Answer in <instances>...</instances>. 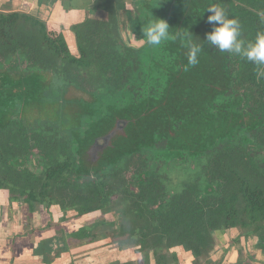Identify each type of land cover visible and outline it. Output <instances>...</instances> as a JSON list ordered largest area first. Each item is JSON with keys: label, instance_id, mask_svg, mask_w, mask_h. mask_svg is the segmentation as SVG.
<instances>
[{"label": "trees", "instance_id": "obj_1", "mask_svg": "<svg viewBox=\"0 0 264 264\" xmlns=\"http://www.w3.org/2000/svg\"><path fill=\"white\" fill-rule=\"evenodd\" d=\"M211 1L209 6L219 3L230 18L240 21L246 42L264 32V0ZM117 4L93 0L89 17L70 28L78 57L70 54L62 34L48 32L37 14L0 13V70L45 72L59 82V91L69 86L91 91L97 101L95 120L105 119L93 127L92 136L105 135L118 118L127 121L124 153L92 170L83 167L73 138L56 121L35 119L27 124L13 114L0 127V194L5 193L9 203L25 205L29 214L39 206H59L64 214L95 219L62 234L56 241L59 252L52 255L53 243L46 241L35 255L49 264L69 242L110 238L119 250L139 253L142 264L151 257L155 264H178L172 252L176 248L191 264H220L211 258L215 233L236 230L233 243L255 239L256 250L264 257V77L257 76L258 66L235 55L230 69L234 75L229 74L226 90L212 99V90H207L210 102L202 104L197 91L215 80L201 83V62L175 63L165 49L176 41L172 33L159 46L127 45ZM170 8L188 12L180 24L189 31L183 45L186 53L189 42L201 40V0H171ZM174 99L179 106L163 111L161 104ZM233 100L237 104L225 111L248 114L259 123L220 136L221 125L216 128L218 123L212 121L216 135L208 139L209 127L201 130L203 110L215 120L218 105ZM154 104L157 112H149ZM86 128L83 122L80 131ZM174 137L180 144L181 139L187 142L184 148L173 147ZM146 138L150 144L138 142ZM199 145L200 150L191 153ZM172 173L184 179L178 190L166 188ZM154 181L161 191L148 189ZM106 215L114 220L101 218ZM243 253L236 264H254L247 248L241 249Z\"/></svg>", "mask_w": 264, "mask_h": 264}, {"label": "crops", "instance_id": "obj_2", "mask_svg": "<svg viewBox=\"0 0 264 264\" xmlns=\"http://www.w3.org/2000/svg\"><path fill=\"white\" fill-rule=\"evenodd\" d=\"M93 0H0V13L27 12L36 13L44 20L49 33L62 34L71 54L77 55L75 37L70 31L74 25L81 24L89 17ZM108 216H101L109 220ZM89 216L77 217L74 212L64 214L59 206L46 208L39 206L29 214L27 207L19 203H9L5 193L0 194V264H45L42 255L34 251L42 242H52L51 254L59 252L56 241L62 234H70L92 222ZM216 246L211 254L220 264H236L246 254L240 255L241 249L247 248L243 238L233 243L238 233L236 230L215 233ZM51 243V244H52ZM254 264H264V257L256 250V240L251 239ZM61 244H59L60 246ZM61 247V246H60ZM248 250V248H247ZM172 252L178 257V264H191L190 258L179 249ZM250 253V251L248 250ZM259 255V258L256 256ZM55 257V256H53ZM142 264V257L133 250H119L110 238L93 243L69 245L65 251L49 264ZM148 264H155L153 257Z\"/></svg>", "mask_w": 264, "mask_h": 264}, {"label": "flooded vegetation", "instance_id": "obj_3", "mask_svg": "<svg viewBox=\"0 0 264 264\" xmlns=\"http://www.w3.org/2000/svg\"><path fill=\"white\" fill-rule=\"evenodd\" d=\"M132 4H126L123 3L122 5H118V21L120 24V30L121 35L123 38V41L134 48H144L147 43L146 41V25L149 21L155 20V18L164 19L168 22L170 26V33L174 34L179 32L182 36H184V39L181 40L180 38L175 36V42H170L165 46V49L168 51V56H174L173 58L174 62L179 64L180 66H183V61H188V50L186 53L183 51V45L186 43L189 39V31L180 28L181 21H183V18H185L188 15L187 11H181L179 13H175L172 8H170L171 0H130ZM179 2V0H178ZM211 2L217 3L216 0H212ZM118 3V2H117ZM237 4V3H235ZM209 7L208 0H201V40L198 39V44L203 45V51L201 52L199 56L200 63V81L201 83L206 81V79L211 78L212 81H214L213 85H206L201 86V88L197 91L198 95L200 96V100L202 104L210 102V99L207 100L208 91L212 90V98H214L216 95L223 93L226 90V84L227 81L230 78L229 74L230 69L232 68V65L234 64V56L233 54H230L228 52H221L218 48L214 46H208V43L206 41H203L205 38V34L210 32L213 28V25L209 24L207 22V17L210 15V13L207 11V8ZM252 10L251 8H249ZM175 22H178V27L175 28ZM200 29L198 30V32ZM53 35V34H52ZM56 36V35H54ZM200 40V41H199ZM76 43V41H75ZM68 47V46H67ZM210 47L212 50H210ZM174 48V49H172ZM208 48V49H207ZM77 49V46H76ZM69 50V49H68ZM70 52V51H69ZM71 54V53H70ZM73 57H78V50L77 55L71 54ZM177 57V58H176ZM178 59V60H177ZM13 69V67H10L9 70H3L8 74H13L14 72L20 71L21 73L25 75H30L33 73H37V75H43V77L46 78L45 86H44V97L43 102L44 104H57L58 105V117L56 119H49L45 117H35L32 116L30 118H22V120L30 124L35 119L40 120H47V121H56L59 123V126L62 130H67L69 135L73 138V150L74 153L77 155L79 160L81 161V164L84 168L89 169H96L98 167L106 165L110 158H112V155H115V153L119 152V155L124 153V148L126 147L125 141L129 139V137L126 135V126L127 121L124 119H120L119 126L123 127L122 132L119 135L114 136L111 143L106 145V137L107 133L112 130L110 129L105 135L98 134L97 136H92L93 127L99 126V124L103 123L105 119H99L95 120V117L98 114V111L95 107L97 104L95 97L92 95L91 91H86L83 89L75 88L74 86H69L63 91H59V82L57 80L52 79V76H50L48 73L45 72H36V71H29L25 72L22 71V69ZM181 72V71H179ZM234 74L231 73V76ZM73 90L77 96L78 99L74 101H69L65 98L66 94L69 93V91ZM216 94V95H215ZM90 97V100L88 98ZM54 98V99H51ZM57 98V100L55 99ZM89 101V102H88ZM19 100L15 101L16 104H18ZM158 101H153V103H156ZM20 103V102H19ZM171 104V102L164 101L161 106L163 107V111L168 110L167 105ZM239 103V102H238ZM72 104L82 105L86 104L88 107V110H90L86 114H81L78 117V125H70L69 122V115L72 114L70 112L69 108L71 106H74ZM211 104V103H210ZM237 102L235 100L229 102L226 105H218L219 113H218V119L215 120L212 118L209 112H205L203 110L204 114L203 119L201 120V130H204L205 127H209V138L212 139L213 136H215V129L218 128L222 124L223 118L228 117H240V116H248L252 119H255L251 117L248 114L245 113H236L232 112L230 110H226L225 108L235 106ZM160 106V107H161ZM213 106V105H212ZM69 107V108H68ZM159 106L154 104L151 109H149V112L156 113ZM203 108V107H202ZM223 111V112H222ZM13 115V114H12ZM18 116V118L21 120L18 114H14ZM119 119V118H118ZM9 120V119H8ZM257 120V119H255ZM217 122L218 125L216 128L211 127V122ZM258 121V120H257ZM83 122H87V128L83 131L81 130ZM117 123V119L115 121ZM7 123V122H6ZM123 123V124H122ZM117 124H115L116 126ZM114 127V125H113ZM242 127V126H240ZM239 127H235L237 129ZM248 129V128H247ZM162 130V128H161ZM234 130V129H233ZM232 131V130H231ZM166 132L171 134L172 132L166 125ZM194 133V129H193ZM92 136V137H91ZM187 138H190L191 135L187 134ZM176 142L173 146L174 148H184V146L187 144L184 139H181V144L179 143V140L174 137ZM202 138V136H201ZM119 144V145H118ZM201 145L197 147V149H192L191 153L198 152L200 150ZM89 148V149H88ZM88 149V151H87ZM119 149V150H117ZM121 149V152H120ZM89 150L91 151V154H95L96 158L94 161H91ZM88 166V167H87Z\"/></svg>", "mask_w": 264, "mask_h": 264}, {"label": "rangeland", "instance_id": "obj_4", "mask_svg": "<svg viewBox=\"0 0 264 264\" xmlns=\"http://www.w3.org/2000/svg\"><path fill=\"white\" fill-rule=\"evenodd\" d=\"M117 2L118 5L126 3L130 6V4H132L130 0H117ZM179 75H181V73H179ZM44 80H46V78L43 77V75H37V73L25 75L20 71H17L13 74H8L5 71L0 70V127L3 126L8 121L10 116L15 113L18 114L21 119H27L32 116H35L37 118L45 117L54 120L58 117L57 104H44L43 102L41 103L44 97V86L46 85ZM65 98L69 101L71 100L75 102L78 99V96L73 90H71L69 91V93L66 94ZM16 100H19L20 103L18 102V104H16ZM88 100H90V97L88 98ZM72 105L74 106H71V108L68 107L70 112H72V114L69 115L68 123L70 125L74 124L76 126L79 122L78 117L81 114L88 113L90 110H88L86 104ZM174 106H179L175 99L167 108L171 109V107L174 108ZM119 120L120 119H117V123L115 122L112 130L107 133L108 135L106 137L105 142L106 145L111 143L114 136L121 134L123 127L119 126ZM258 123L259 122L257 120L252 119L248 116L223 118L222 124L220 126L219 135H230L231 130L235 129V127L240 126L251 129L255 124ZM115 124L117 125L115 126ZM246 134L249 135L248 132ZM138 142L141 145L151 143L150 138H146L145 140H140ZM88 153L91 158L90 160L94 161L96 155L94 153L91 154L90 150ZM118 155L119 152L115 153L113 157L115 158ZM170 177L171 179L165 182L167 190H178L182 185V181L184 180L182 175L178 173H172ZM148 189L151 192L162 190L161 186L159 185V182L156 181L151 182ZM108 218L109 220H114V217L112 215L108 216ZM92 220L94 219L92 218L91 220L84 223H90L92 222ZM242 243L246 244L248 250L250 251V254H253V251L251 249V239H243ZM256 257L259 258V255H257Z\"/></svg>", "mask_w": 264, "mask_h": 264}, {"label": "clouds", "instance_id": "obj_5", "mask_svg": "<svg viewBox=\"0 0 264 264\" xmlns=\"http://www.w3.org/2000/svg\"><path fill=\"white\" fill-rule=\"evenodd\" d=\"M210 13L207 22L213 25L210 32L205 34L203 41L209 45L218 48L221 52L239 56L258 66L257 76L264 77V32H258L254 41H245L241 39L242 28L240 21L236 18H230L227 10L219 3L212 4L207 8ZM170 26L164 19L155 18L146 25V41L150 46H159L162 42L170 38ZM175 36L184 39L181 33H175ZM188 64L195 66L199 63V56L203 51L202 44L189 42Z\"/></svg>", "mask_w": 264, "mask_h": 264}, {"label": "water", "instance_id": "obj_6", "mask_svg": "<svg viewBox=\"0 0 264 264\" xmlns=\"http://www.w3.org/2000/svg\"><path fill=\"white\" fill-rule=\"evenodd\" d=\"M31 14L36 15V13H33V12Z\"/></svg>", "mask_w": 264, "mask_h": 264}]
</instances>
